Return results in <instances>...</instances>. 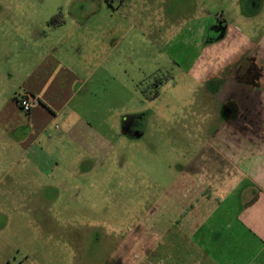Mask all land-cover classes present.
I'll return each mask as SVG.
<instances>
[{
    "label": "rangeland",
    "instance_id": "rangeland-1",
    "mask_svg": "<svg viewBox=\"0 0 264 264\" xmlns=\"http://www.w3.org/2000/svg\"><path fill=\"white\" fill-rule=\"evenodd\" d=\"M82 14L104 41V65L116 68L97 83L104 140L94 159L54 135L46 147L60 165L41 176L19 146L32 127L0 130V264L7 255L15 264H246L252 236L238 226L236 192L222 198L199 180L176 190L175 178L200 168L202 155L216 170L217 150L200 148L234 107L213 95L212 80L201 83V55L212 51L202 36L211 28L217 36L223 18L231 24L225 51H236V28L259 43L264 0H0V110L23 90L24 69L39 61L55 17ZM259 49L231 64L253 65L257 82Z\"/></svg>",
    "mask_w": 264,
    "mask_h": 264
},
{
    "label": "crops",
    "instance_id": "crops-1",
    "mask_svg": "<svg viewBox=\"0 0 264 264\" xmlns=\"http://www.w3.org/2000/svg\"><path fill=\"white\" fill-rule=\"evenodd\" d=\"M89 18L82 14L71 21L63 17L55 21L56 24L51 27L52 34L44 36L45 46L39 50V61L25 67L20 94L37 96L40 105L27 115L20 110L16 100L5 104L0 110L1 131L8 127L17 131L28 124L32 127L31 135L21 138L19 146L41 176H51L60 165L58 157L46 147V144L53 143L54 135L60 141L64 134L68 138L67 143L72 141V146L69 143L70 148L88 149L94 159L98 144L104 140L101 137L98 141L95 126L96 102L105 100L98 99L97 83L111 79L116 68L114 65H104L105 60L100 54L104 41L96 40L95 30L88 23ZM243 18L249 17L244 13ZM223 21L222 18L219 22L223 27L217 36H211L213 28L203 34V44H206L204 48L212 51L203 53V65H198L202 71L201 83L205 86L212 80L209 86H214L215 92L211 93L223 105L234 102V107L230 108L231 111L227 109L229 113L207 140L204 149L200 148L204 152L210 146L217 150V155L212 158L216 170H210L207 157L202 155L200 168H191L190 165L186 174L176 175L175 189L178 188L177 182L199 180L201 186L204 181L212 183L206 192L221 195L222 198L236 192L238 226L252 236L247 244L248 256L245 262L264 264V73L262 81L257 82L253 65L246 68L244 65H231L235 54L236 61L239 59L240 62L249 52L254 53L259 48L264 52V37L256 43L236 28V51L229 47L225 51L221 45H226L231 24H224ZM215 23L216 20L211 25L215 27ZM35 45L40 49L38 44ZM36 52L38 50L33 53ZM224 60L228 65H225ZM124 72L128 77V71ZM235 73L236 79H233ZM241 75H252L254 79L251 80V77L246 80ZM158 93L150 94L151 98L159 97ZM51 133L53 136L48 141V137H45L40 142L45 134ZM191 188L188 187L186 191ZM2 244L0 240V260L4 256L1 253ZM4 261L15 264L8 255Z\"/></svg>",
    "mask_w": 264,
    "mask_h": 264
},
{
    "label": "built area",
    "instance_id": "built-area-1",
    "mask_svg": "<svg viewBox=\"0 0 264 264\" xmlns=\"http://www.w3.org/2000/svg\"><path fill=\"white\" fill-rule=\"evenodd\" d=\"M18 107L24 114H30L32 110L40 105V100L35 95L20 94L15 98Z\"/></svg>",
    "mask_w": 264,
    "mask_h": 264
},
{
    "label": "flooded vegetation",
    "instance_id": "flooded-vegetation-1",
    "mask_svg": "<svg viewBox=\"0 0 264 264\" xmlns=\"http://www.w3.org/2000/svg\"><path fill=\"white\" fill-rule=\"evenodd\" d=\"M140 127V123L136 122L135 124L133 123L130 128L134 131L133 133H135V129ZM126 128V126H125Z\"/></svg>",
    "mask_w": 264,
    "mask_h": 264
},
{
    "label": "trees",
    "instance_id": "trees-1",
    "mask_svg": "<svg viewBox=\"0 0 264 264\" xmlns=\"http://www.w3.org/2000/svg\"><path fill=\"white\" fill-rule=\"evenodd\" d=\"M57 20H60V19H58V17H55L54 22L57 21Z\"/></svg>",
    "mask_w": 264,
    "mask_h": 264
}]
</instances>
